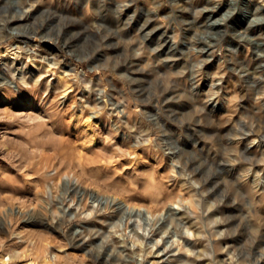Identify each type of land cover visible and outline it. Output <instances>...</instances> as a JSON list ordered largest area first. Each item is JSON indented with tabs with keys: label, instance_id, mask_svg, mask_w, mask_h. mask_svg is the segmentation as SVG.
Segmentation results:
<instances>
[{
	"label": "rangeland",
	"instance_id": "obj_1",
	"mask_svg": "<svg viewBox=\"0 0 264 264\" xmlns=\"http://www.w3.org/2000/svg\"><path fill=\"white\" fill-rule=\"evenodd\" d=\"M105 258L264 264V0H0V264Z\"/></svg>",
	"mask_w": 264,
	"mask_h": 264
},
{
	"label": "bare ground",
	"instance_id": "obj_2",
	"mask_svg": "<svg viewBox=\"0 0 264 264\" xmlns=\"http://www.w3.org/2000/svg\"><path fill=\"white\" fill-rule=\"evenodd\" d=\"M11 33H17V27H15V26H12L11 27ZM1 51H2V53H3V55L4 56H7L8 55V48L7 49H1ZM20 55V54H19ZM12 60H11V62L13 63L14 62V59H16V57H12L11 58ZM15 63V62H14ZM13 63V64H14ZM37 64V63H36ZM26 72H27V68H24L23 69V72L22 73H24V74H26ZM94 197V196H93ZM96 200H101L100 198H99V196H97L96 198H95ZM102 201V200H101ZM114 202L116 201L117 202V199L115 198L114 200H113ZM119 207L121 208V209H123L124 210V212H129L130 214H135V215H138V218L137 219H135L136 221H135V228H137L138 227V229L140 228H142V226L140 225L141 223H140V219H139V217H141L142 216V210H141V208H139V209H137L135 206H131L130 204H128L127 202H125V201H121V202H119ZM172 209L173 210H175V213H176V206H173L172 207ZM19 211H22L21 209L19 210ZM122 211V210H121ZM179 214V213H178ZM174 216H176V215H174ZM174 216H172L173 218H174ZM142 217H144V219L146 220V222L147 223H149V224H151V222H152V220L154 219V215L152 214V212H150L149 210H148V212H147V216H142ZM166 217V216H165ZM130 218V217H129ZM169 218H171V217H169ZM143 219V220H144ZM134 221V220H133ZM168 221V220H167ZM134 223V222H133ZM142 224H143V221H142ZM135 228H133V229H135ZM186 233H192L191 232V229L189 228V227H187L186 229ZM132 231V230H131ZM149 231V230H148ZM187 238V237H186ZM174 241V240H173ZM176 241V240H175ZM178 241V240H177ZM189 250V249H188ZM99 258V257H98ZM105 260H106V262H107V264H112V262H111V260L109 259V258H105Z\"/></svg>",
	"mask_w": 264,
	"mask_h": 264
}]
</instances>
